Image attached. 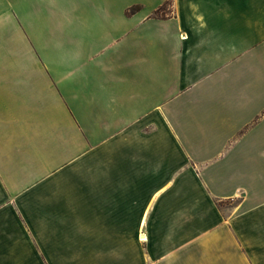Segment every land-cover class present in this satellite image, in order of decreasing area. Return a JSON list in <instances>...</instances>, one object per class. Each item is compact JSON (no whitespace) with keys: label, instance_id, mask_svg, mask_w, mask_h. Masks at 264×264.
Returning a JSON list of instances; mask_svg holds the SVG:
<instances>
[{"label":"crops","instance_id":"0c3cea01","mask_svg":"<svg viewBox=\"0 0 264 264\" xmlns=\"http://www.w3.org/2000/svg\"><path fill=\"white\" fill-rule=\"evenodd\" d=\"M263 12L0 0V264H264Z\"/></svg>","mask_w":264,"mask_h":264},{"label":"trees","instance_id":"16d2710c","mask_svg":"<svg viewBox=\"0 0 264 264\" xmlns=\"http://www.w3.org/2000/svg\"><path fill=\"white\" fill-rule=\"evenodd\" d=\"M169 4V2H165L164 4H162L161 6H159L156 10H155V12H154V15L155 16H160V15H158V12H164L165 11V8H166V6ZM136 7H133L132 9H135ZM163 16V15H162Z\"/></svg>","mask_w":264,"mask_h":264},{"label":"rangeland","instance_id":"374dc122","mask_svg":"<svg viewBox=\"0 0 264 264\" xmlns=\"http://www.w3.org/2000/svg\"><path fill=\"white\" fill-rule=\"evenodd\" d=\"M132 9V8H131ZM132 10H134V9H132ZM168 12V5L166 6V8H165V11L164 12H158V15H165V13H167ZM169 13V12H168ZM262 32L264 31V12L262 13Z\"/></svg>","mask_w":264,"mask_h":264}]
</instances>
